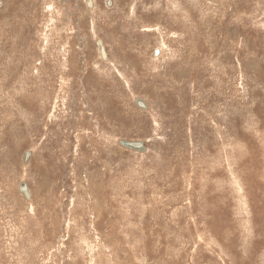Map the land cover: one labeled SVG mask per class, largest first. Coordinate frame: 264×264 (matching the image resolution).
<instances>
[{
	"label": "rangeland",
	"instance_id": "374dc122",
	"mask_svg": "<svg viewBox=\"0 0 264 264\" xmlns=\"http://www.w3.org/2000/svg\"><path fill=\"white\" fill-rule=\"evenodd\" d=\"M91 2L0 0V264H264V0Z\"/></svg>",
	"mask_w": 264,
	"mask_h": 264
},
{
	"label": "water",
	"instance_id": "95a60500",
	"mask_svg": "<svg viewBox=\"0 0 264 264\" xmlns=\"http://www.w3.org/2000/svg\"><path fill=\"white\" fill-rule=\"evenodd\" d=\"M92 2L91 0H88V6H91ZM97 46L100 48V53L103 59L107 58V51L106 47L102 41V39H97L96 41ZM134 103L140 107L141 109H147L148 108V103L146 102L145 99L142 97H136L134 100ZM119 144L125 148L136 150L139 152H144L146 151L147 147L145 145V141L142 139H126V138H120L118 140ZM31 155V150H26L24 152L23 160L25 162L28 161L29 157ZM19 191L28 199L31 197V191L29 188V185L27 181L22 180L19 184Z\"/></svg>",
	"mask_w": 264,
	"mask_h": 264
},
{
	"label": "bare ground",
	"instance_id": "6f19581e",
	"mask_svg": "<svg viewBox=\"0 0 264 264\" xmlns=\"http://www.w3.org/2000/svg\"><path fill=\"white\" fill-rule=\"evenodd\" d=\"M103 41V40H102ZM103 43H104V41H103ZM105 45V44H104ZM139 152V151H138Z\"/></svg>",
	"mask_w": 264,
	"mask_h": 264
}]
</instances>
